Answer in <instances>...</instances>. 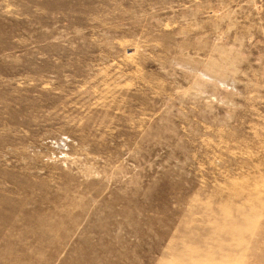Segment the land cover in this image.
<instances>
[{
	"label": "rangeland",
	"instance_id": "374dc122",
	"mask_svg": "<svg viewBox=\"0 0 264 264\" xmlns=\"http://www.w3.org/2000/svg\"><path fill=\"white\" fill-rule=\"evenodd\" d=\"M0 264H264V0H0Z\"/></svg>",
	"mask_w": 264,
	"mask_h": 264
}]
</instances>
